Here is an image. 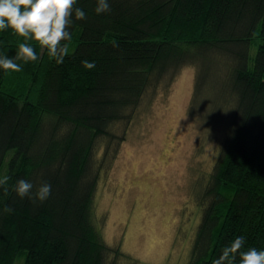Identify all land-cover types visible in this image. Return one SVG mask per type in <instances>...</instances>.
<instances>
[{
  "label": "trees",
  "instance_id": "1",
  "mask_svg": "<svg viewBox=\"0 0 264 264\" xmlns=\"http://www.w3.org/2000/svg\"><path fill=\"white\" fill-rule=\"evenodd\" d=\"M108 3L97 14V0H77L86 19L73 13L60 64L34 39L0 30V56L15 58L19 43L38 56L17 60L19 72L0 68V177H10L0 188V264H139L105 239L98 191L137 116L189 66L188 115L223 138L192 189L199 218L186 264H212L238 236L240 251H264V0ZM20 179L32 183L29 196L15 191Z\"/></svg>",
  "mask_w": 264,
  "mask_h": 264
},
{
  "label": "rangeland",
  "instance_id": "2",
  "mask_svg": "<svg viewBox=\"0 0 264 264\" xmlns=\"http://www.w3.org/2000/svg\"><path fill=\"white\" fill-rule=\"evenodd\" d=\"M194 75L183 68L167 97L140 112L98 191L105 239L139 264H186L191 250L199 218L192 189L211 171L223 138L188 115Z\"/></svg>",
  "mask_w": 264,
  "mask_h": 264
},
{
  "label": "clouds",
  "instance_id": "3",
  "mask_svg": "<svg viewBox=\"0 0 264 264\" xmlns=\"http://www.w3.org/2000/svg\"><path fill=\"white\" fill-rule=\"evenodd\" d=\"M77 0H0V30L11 27L15 33L26 40L34 39L39 46L46 48L50 57L55 58L56 63H63L65 56L69 54V48L63 41L71 40L69 27L72 24V16L75 19H86L85 12L75 7ZM108 0H97L95 9L97 14L109 12ZM17 60L37 61L38 56L34 47L29 43H19L15 58L0 56V68L5 71L19 72L22 70ZM82 64L87 69L95 68V62L84 60ZM10 177H0V188L7 193V185ZM33 188L32 183L20 179L15 187L17 194L23 198L29 196ZM51 194V185L43 183L36 192V197L43 202ZM6 211L11 212L8 208ZM245 244L243 236L236 237L229 245L222 249L221 255L212 261V264H235L239 255V264H264V251L249 248L240 251Z\"/></svg>",
  "mask_w": 264,
  "mask_h": 264
}]
</instances>
